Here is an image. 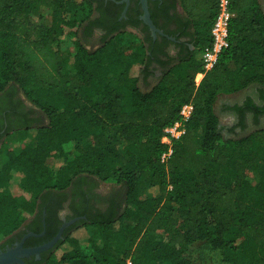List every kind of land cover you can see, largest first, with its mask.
I'll return each instance as SVG.
<instances>
[{
  "label": "trees",
  "instance_id": "obj_1",
  "mask_svg": "<svg viewBox=\"0 0 264 264\" xmlns=\"http://www.w3.org/2000/svg\"><path fill=\"white\" fill-rule=\"evenodd\" d=\"M181 2L197 50L210 44L218 0ZM37 8L34 0H0V106L8 118L26 116L25 103L11 100L20 89L42 115L8 129L27 143L20 151L7 146L0 162V189L20 174L0 192V238L35 213L40 199L60 200L73 187L74 216L87 217L45 264H193L189 248L197 242L222 250L229 264H264V127L227 136L217 110L221 95L258 84L262 103L235 108L241 116L253 111L255 123L264 115L263 1L233 0L231 44L199 85L196 51L144 85L155 53L134 31L109 30L98 47L88 46L82 32L90 37L105 26L93 18L94 0ZM188 102L194 113L164 159L165 129ZM100 181L120 188L106 209L90 211L89 186ZM79 231L92 254L81 249Z\"/></svg>",
  "mask_w": 264,
  "mask_h": 264
},
{
  "label": "flooded vegetation",
  "instance_id": "obj_2",
  "mask_svg": "<svg viewBox=\"0 0 264 264\" xmlns=\"http://www.w3.org/2000/svg\"><path fill=\"white\" fill-rule=\"evenodd\" d=\"M262 1L264 4V0ZM94 7L93 18L104 22L105 26L95 27L90 37L85 34V30L82 32V37L88 46L90 44L98 47L109 30L124 28L138 34L151 49V53H155L150 64L152 74L148 80L143 79L144 85L155 81L156 76L162 73L164 65L178 61L191 51H198L194 42L195 27L181 0H148L151 18L157 26L156 30H153L143 18L145 9L142 0H94ZM254 86L256 88H254V94L234 101L223 100V108H227L226 116L232 117L231 123L224 127V132L232 137H237L255 120L253 111L246 110L244 116H241L235 108L236 106L246 107L250 100L256 104L262 103L260 85ZM20 99L25 103L24 108L28 113L26 116L18 117L14 114L8 118L4 111L6 106H0V155L3 137L10 132L8 129L12 123L25 118L37 120L42 117L38 109L30 110L33 104L19 89L12 94L11 100ZM3 115L6 116H4L5 120ZM243 119L246 120L245 127L241 123ZM260 122H264V115L260 116ZM89 188L93 194V202L86 204L90 206V211L96 212L99 208L106 209L107 201L116 192L112 188H102L100 182ZM76 202L73 187L68 188L65 198L60 200L40 199L35 213L30 215L18 229L0 238V255L14 254L13 258L4 264H45L49 258L58 256L61 250L60 243L67 236L68 229L87 217L86 215L74 216L78 203Z\"/></svg>",
  "mask_w": 264,
  "mask_h": 264
},
{
  "label": "rangeland",
  "instance_id": "obj_3",
  "mask_svg": "<svg viewBox=\"0 0 264 264\" xmlns=\"http://www.w3.org/2000/svg\"><path fill=\"white\" fill-rule=\"evenodd\" d=\"M34 1L38 4L37 12L41 13L45 10L46 7L53 5L55 0H34ZM79 16L80 18L82 17V15H79ZM89 46L93 47L90 44ZM75 50H76L75 47H72L70 49L71 52H74ZM196 56L199 58L201 56V52L196 51ZM139 68H140L139 65L135 67L134 74H138ZM254 88L255 86L252 85L250 88L241 90L239 92L231 93V94H223L220 96L217 102V110L221 116V123L223 127H226L232 121V117L230 115L226 116L225 114V109L227 108H223V100L231 99V101H234V100L242 99L248 95L254 94L255 89H256ZM125 105L126 107L130 106L128 101H125ZM258 127H264V122L255 123L252 121L251 125L247 127L246 130L238 134V136L240 137V136L246 135ZM226 135L229 136L230 134L226 133ZM26 143H27V139L17 132H11L9 135H5L3 137V145L1 149L0 162H3L5 160L4 149L7 146L11 145L16 150L20 151L25 146ZM123 147L124 145L121 144V148ZM19 179H20V174L15 173L11 183L6 188L0 189V192L6 191L9 188H11V186L13 187L14 185H16ZM100 183H101L102 188H105V189L112 188L113 190H117L116 188H120V186L112 182L100 181ZM90 231L92 232L94 236L97 235V228L95 226L90 227ZM78 234L80 236L81 249L86 253L92 254L94 252L92 242L88 238H86V236L84 235V233H82V231H79ZM61 253H62V250H60L58 255L60 256ZM189 256L193 260V264H229L224 261L222 250H214L206 242H197V243L192 244L189 248Z\"/></svg>",
  "mask_w": 264,
  "mask_h": 264
},
{
  "label": "built area",
  "instance_id": "obj_4",
  "mask_svg": "<svg viewBox=\"0 0 264 264\" xmlns=\"http://www.w3.org/2000/svg\"><path fill=\"white\" fill-rule=\"evenodd\" d=\"M236 12L233 9V0H218V11L211 27V43L198 49L201 52L199 59L202 61L203 70L197 74L196 83L199 85L206 72L212 69L219 61L220 55L230 46L231 22ZM195 110L193 102H188L181 109V119L174 125L165 129L164 142L169 145V150L163 155L166 159L172 152V142L174 138L180 137L186 131V122L192 117ZM128 264H132L129 260Z\"/></svg>",
  "mask_w": 264,
  "mask_h": 264
},
{
  "label": "water",
  "instance_id": "obj_5",
  "mask_svg": "<svg viewBox=\"0 0 264 264\" xmlns=\"http://www.w3.org/2000/svg\"><path fill=\"white\" fill-rule=\"evenodd\" d=\"M142 1L144 4V9H145V14L143 15V18L152 27L153 30H156L157 26L155 25L153 19L151 18L149 7H148V0H142ZM13 255L14 254H11V253L0 255V264H4L10 261L13 258Z\"/></svg>",
  "mask_w": 264,
  "mask_h": 264
}]
</instances>
